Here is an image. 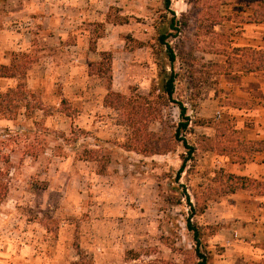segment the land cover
Returning <instances> with one entry per match:
<instances>
[{"label":"rangeland","instance_id":"rangeland-1","mask_svg":"<svg viewBox=\"0 0 264 264\" xmlns=\"http://www.w3.org/2000/svg\"><path fill=\"white\" fill-rule=\"evenodd\" d=\"M3 2L5 13L15 12L16 0ZM53 3L56 27L66 21L70 39H85V58L73 63L72 55L57 56L53 97L31 95L38 109H28L26 118L33 124L0 126V264H195L188 221L202 226L198 250L209 264H256L245 261L243 249L259 244L232 218L216 222L220 212L211 205L208 219L215 224L198 221L204 205L222 198L223 187L231 189L217 175L226 171L222 163L254 159L250 144L230 142L233 125L222 115L224 79L215 71L227 65L206 55L228 51L246 19L237 10L244 2ZM161 34L175 55L172 102L162 92L161 72L171 69L158 45ZM18 86L20 93L0 94L1 116L18 118L17 103L29 100L30 92ZM178 104L187 110L188 127L176 137ZM207 135L217 156L211 163L197 152L198 137ZM239 149L246 158L234 157ZM249 185L256 187L252 193H264V183ZM122 202L136 214L125 216Z\"/></svg>","mask_w":264,"mask_h":264},{"label":"crops","instance_id":"crops-1","mask_svg":"<svg viewBox=\"0 0 264 264\" xmlns=\"http://www.w3.org/2000/svg\"><path fill=\"white\" fill-rule=\"evenodd\" d=\"M3 1L0 0V70L10 72L9 70L24 69L25 72L21 75L18 73L13 76H0V94L19 88V83L23 84L28 93L30 92L28 101L24 100L17 103L18 118L0 115V126L13 128L18 126V121L31 122L30 119L26 118V111L38 109L34 107L31 95L43 94L46 99L53 97L57 56L72 55L73 63H80L85 58L86 41L84 38L70 39L68 36L73 27L72 25L66 27V21L65 23L62 21L63 29L56 27L60 26L58 23L60 19L54 20L52 17V13H54L53 0H33L35 4L32 0H16L14 6L16 9H13L15 12L7 11L6 13L1 9L4 4ZM237 10H240L246 19L252 14L250 6L240 5ZM243 18L239 22L238 35L235 39L232 38L234 41L225 48L228 50L227 55L215 54L214 52H209L206 55L221 57L224 59L223 63L226 64L228 54L234 48L264 51V23L244 22ZM50 31L57 32L58 35L54 36L52 33L50 34ZM24 63L26 64L25 67H23ZM69 74L68 76L73 79L74 73ZM219 75L217 77L224 79L220 88L226 96L221 100L222 115L227 116L230 125H233V127L230 126L233 128L230 133L232 136L230 142L237 145L235 147L254 142L264 145V70L250 73L234 70L228 74ZM66 80L68 81V79ZM72 83V87H74V82ZM64 84L67 89L71 86H66V81ZM78 94H81L79 87ZM209 101L208 97L206 103L203 104L208 106ZM217 115L221 117L219 112ZM206 138L211 137L207 135ZM239 150L233 151L234 155L240 154V158H246V151ZM197 152L201 157L210 159V163L211 158L216 156L214 150H201L199 148ZM250 155L251 158H254L253 162L244 164L243 162L231 161L228 165L222 163V166L226 168L224 172L236 177L254 178L264 183V148L260 151L250 152ZM221 197L218 201L207 205L198 221L205 224H215L214 221L208 219L212 214L211 205H214L220 212L219 216L214 217L216 222L227 223L228 219L225 218H232L229 220H232L235 226L241 229L240 232L246 239L259 244L252 249L250 246L243 249L245 261L253 260L256 264H264V195L254 194L248 190H239ZM126 205L122 202L125 216L129 217L126 212L136 214L135 209L133 211L131 207L127 208ZM225 213L230 215L227 216ZM139 216H141L140 220L145 221V218L142 217L143 214ZM126 220L128 221V219ZM217 237H220L219 234Z\"/></svg>","mask_w":264,"mask_h":264},{"label":"trees","instance_id":"trees-1","mask_svg":"<svg viewBox=\"0 0 264 264\" xmlns=\"http://www.w3.org/2000/svg\"><path fill=\"white\" fill-rule=\"evenodd\" d=\"M241 1L244 2V5L250 6L252 9L251 16H249L247 19H245L244 22L264 23V0H241ZM168 5H169V0H166V7H168ZM166 40H167V36L161 34L158 38V45L164 46L166 49L167 55H168L169 67L171 70H170V72L165 73V70L163 69L161 72V75L163 76L162 92L164 94V97H166L168 99V101H171L172 96H173L174 91H175V83L177 81V73H175L174 69L172 68L173 63L175 61V55H174L170 45L167 43ZM211 52H214V51H211ZM214 53L227 55L226 51L225 52H223V51L219 52L218 50H216V52H214ZM226 64H227V68L224 66V69L218 70V72L216 70L215 73L228 74L230 71H234V70L241 71L244 73L263 71L264 70V51H257V50H252V49H248V48H243V49L234 48L230 52V54H228ZM214 67L222 68L223 66H222V64L221 65L220 64L219 65L214 64ZM6 75L13 76V74L11 75V74H8L7 72H4V70H0V76H6ZM19 90L20 89L17 87L13 90L6 92L4 94V96L11 95L14 92L20 93ZM177 106L179 109V116H180V119L182 121L178 125L177 131L175 133L176 137L179 135V132L181 130L182 131L186 130L188 127V117H186L187 110L185 109V107L182 106V104H178ZM179 141L183 143L184 147L189 152L191 151L190 147H187V145L185 144V142L182 139H179ZM211 142H212L211 138L208 139L206 137H198L197 144H198V146H200L201 150H214L215 151V148ZM247 144H250L248 146V148H250V150L253 152L263 150V148H264L263 143L254 142V143H247ZM235 146H237V145H235ZM241 146H244V145H241ZM154 154H156V153H154ZM184 169H185V161H183L182 165L180 166V169L178 170L177 177L180 176L181 173H183ZM217 175L221 179V181H223V182H225L224 179L226 178V181H228V183L230 184L229 186H231L230 191H226L224 189L225 187H223V189H222L223 191H221L219 193L220 196H223L225 194L234 193V192L239 191V190H250V192L252 191L255 193L256 187L252 188L251 185H249V183H255L256 180H251V178H247V177H236L234 175H231L229 173H225L223 171H219V173ZM221 181L219 180L220 183H221ZM226 186H228V185H226ZM256 194L264 195L263 192L262 193H256ZM206 207H207V205H204V207L201 209V211H200V213H198V215L201 216L204 213V211L206 210ZM200 227H202V226L199 225L198 223L191 224L189 221L186 222V228L189 232H192L193 241L195 243L194 252H195V257L197 259L195 264H209V257L203 255L198 250Z\"/></svg>","mask_w":264,"mask_h":264}]
</instances>
